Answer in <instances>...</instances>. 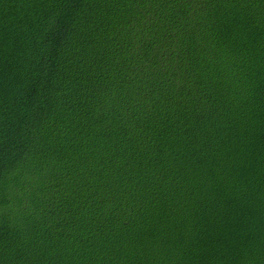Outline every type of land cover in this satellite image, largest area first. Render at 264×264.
Wrapping results in <instances>:
<instances>
[{
    "label": "trees",
    "instance_id": "obj_1",
    "mask_svg": "<svg viewBox=\"0 0 264 264\" xmlns=\"http://www.w3.org/2000/svg\"><path fill=\"white\" fill-rule=\"evenodd\" d=\"M0 264H264V0H0Z\"/></svg>",
    "mask_w": 264,
    "mask_h": 264
}]
</instances>
